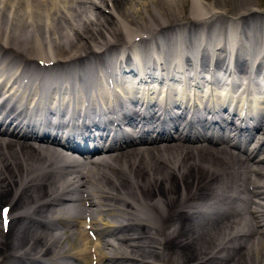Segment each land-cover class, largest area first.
<instances>
[{"label": "bare ground", "instance_id": "bare-ground-1", "mask_svg": "<svg viewBox=\"0 0 264 264\" xmlns=\"http://www.w3.org/2000/svg\"><path fill=\"white\" fill-rule=\"evenodd\" d=\"M120 1L124 9L128 11L126 17H122L125 13H121L115 7V0H0V54H2L0 55V67L6 74V76L0 74V90L2 88L5 90L7 87L11 90L10 99L7 98V100L12 101L13 104L8 111H12L10 115L15 117V121L22 117L35 118L39 115L42 119L45 113L42 112V105L38 111L33 109L29 112L22 108L18 113H15L13 99L21 98L23 101L25 99L26 103L29 100L35 102L38 93L36 90H30L28 86L22 90L23 93L14 91L16 82L15 80L9 81L7 77L10 67L15 64L17 66L14 67L15 74L20 76L29 66L28 62L37 64L36 58H30V54L27 55L25 49L27 47L29 51L32 49L30 52H35L32 53L33 55L38 51L41 52L40 57L42 58H38L39 60L46 59V52L42 51L44 44L48 52L56 49L60 53L63 47L53 38L55 35L61 36V33L59 34L57 31L58 22L72 20L68 24V28L76 32L74 35L75 44L72 43L75 48L89 49L93 46L99 51H103L108 46L114 47V44H107L108 41L111 39L118 41L115 43L122 44L124 47L123 52L125 53L121 58V61H124V69H129L125 62L132 56L136 61L134 68L142 73L156 71L155 62H153V59H156L158 62L162 61L166 64L168 72L177 67L178 73L187 75L189 60L186 58L183 62V56L186 55L193 57L196 69L199 59L194 58L198 49L197 44L179 50L166 47L158 52L150 48H146V50L142 45L141 35L155 33V29H151V27H161L166 13H171L173 10L179 15L181 11L177 7L183 0ZM233 2L234 0H212V2L190 0V11L187 13L186 10L184 11L188 22L194 19L206 22L209 19L207 15L213 16L214 33L205 35L203 39V43L210 48L212 54L215 49L221 52L217 48L220 40L216 34L218 19H222L228 25L231 21L236 22L237 20L240 24H245L246 29H249L248 22L255 16L264 18V10L258 13L252 8V4L239 11L236 8V11L232 12L236 15H226V12L234 10ZM104 9L110 10L107 17H111L117 22L119 26L117 29L122 32L120 38H118L119 33H116L117 29L114 30L111 25L105 26L106 19L105 21L99 20L102 17L101 11L108 12ZM143 15L147 19L143 20ZM104 16L103 18L106 17ZM127 18L133 23H127ZM169 18L171 19V17ZM211 19L212 17H210ZM179 23L178 26V21L177 24L176 21L173 22V26L177 30L188 28V24L185 26L182 21ZM230 25L233 26V24ZM162 29L165 27L162 26ZM44 31L49 36V41L44 39ZM23 32L29 33L30 38L22 39L20 34L25 35ZM230 33L231 31L228 32L227 47L229 50H234L238 42L233 35L230 36ZM253 33L254 30L249 29V37L252 40L257 38ZM246 36L248 34L245 31L241 40L243 44L247 45V58H250L254 66L261 58L264 59L263 49L255 47L252 44L253 41L245 38ZM261 37L264 41V36ZM102 38L104 41H101ZM140 38L139 43L136 42ZM175 38L179 40L181 35L176 34ZM24 40L25 42L30 41L32 46L30 44L26 47L23 46V50L21 45L25 44ZM20 43L22 44L20 45ZM7 55L12 57L3 58L8 57ZM125 55L126 58H123ZM152 55L157 58H152ZM94 56L96 55L94 54ZM15 57H22L26 66L22 67L21 63L15 62ZM184 66L187 67L186 70H184ZM51 70L52 73L49 75L27 72L28 74H24V77L30 82L39 81L44 89L47 78L56 83L59 82L54 69ZM167 71L165 69V72ZM126 75L130 76L131 72ZM181 75L175 74L184 81L185 77ZM94 77L95 75L88 70H83L81 76L73 77V82L89 84ZM131 77L132 80L127 79L126 82L129 89L134 86L131 82L137 81L134 76ZM228 77L231 78L227 86V89L230 90L234 88L233 84L237 81L232 79V74ZM194 78H199V75L195 74ZM153 86L163 89L168 85L155 84ZM246 86L249 90L260 89L262 94L249 99L244 94L233 98V94L227 93L220 100H216L213 95H210L208 101L201 100V104L208 102L217 107L218 103L225 105L230 99L229 104L236 102L238 105L239 109L235 108L238 110V114H242L243 109L247 111L253 107L254 115H249V118L254 117L259 110L257 108H264V81L260 80L254 85L247 84ZM144 88H147L148 91H145ZM150 88L154 89L152 86ZM210 88L213 89V84H210ZM141 89L145 91L143 92V104L148 107L146 111L155 110L157 100L155 95L149 93V83L147 81L139 83V91ZM221 94L224 92L221 91ZM46 96V90L40 92L39 101L41 104L43 100H46ZM179 98H182V95ZM165 101L166 105L171 103L168 98ZM63 109L64 106L61 104L59 111ZM90 113L91 109L86 111L87 115ZM209 114L217 117L213 111ZM223 114L230 118V114L226 111L220 114L221 118H223ZM193 115L194 111L190 114V118ZM135 117L146 121L147 124L152 122V125H156L155 128L159 126L154 117H146L143 114ZM220 117L218 116L217 122H221V125L227 128V132L223 135L225 141L213 140V135H216L218 131L215 124L210 123L206 132L197 126L196 130H202L199 132L203 135H200L194 129L195 123L176 116L168 121L172 126H167L165 129L168 135L165 139L161 135L163 129L161 125L165 124V121L162 120L159 129L156 130L158 133L155 139L153 138L154 133L150 134L151 136H145V128L139 129L136 134L141 133L146 138L152 137L153 139L116 140L105 148H99V151H96L95 156L93 155L88 162L79 163L81 169H77L75 164L69 165L63 172L52 171L42 179L32 180L25 186L22 179L25 174L29 173L30 166L54 170L60 161L65 160L70 163H74V161L71 156L65 155L57 149L52 140L48 142V137L33 140L26 134L0 132V204L3 202L12 203L13 208L19 211L18 199L24 198L29 202V216L26 217L20 212L19 216L12 219L15 221L27 220L28 222L24 226H16L17 229L42 241L39 249L41 251L32 258V261L40 263L38 261H42L48 256L58 255L60 258L74 259L77 264H185L182 261L183 253L187 252L189 247L204 250L206 245L198 246L197 240L209 239L208 245L213 244V254L207 255L201 260L200 256H197V259L201 261L199 264L209 261L212 257L213 264H264V116L259 119L258 127L252 128H248V121L237 119L241 124L238 127L235 123L233 124V120H229L228 123ZM116 120L119 119L116 118ZM127 120L132 121V117ZM8 126L9 124H7V128ZM242 127H247L245 128L247 130ZM18 128H20L19 130L23 128L20 122H17L14 127V129ZM252 130H256L257 135L252 134ZM171 133H175L174 136H171ZM247 133L253 136L251 138L254 140L250 142H253L254 145H249V147ZM150 144L153 146L138 147ZM187 148L213 151V164L209 158L205 161L207 177L201 176L203 177L201 179L192 171L197 167L190 163L193 159H189L187 153H194L195 150ZM78 149L83 150L82 148ZM86 151L82 152L86 154L88 153ZM93 158L96 159L93 160ZM25 161H28L29 164L25 165ZM218 188H221L223 193L214 203L211 215L212 223L198 231L194 224L189 222L190 215L201 214L191 211L197 208L198 193L202 192L207 199L211 194L214 197L215 190ZM12 195L13 198H11ZM72 203H77V205H72ZM81 204H86L88 208ZM138 209H145L148 214V219L146 215L140 224L134 222L138 215ZM87 218L90 220L89 229L80 224V220L84 219L83 223L88 225L85 222ZM45 221H48V224ZM54 222H57V227L51 226ZM158 224L160 225L158 226ZM89 231H92L95 241L88 238ZM13 235L5 233L0 227V264H5L4 256L11 251V246L16 239L12 238ZM167 238L172 242L171 247H168ZM23 240L26 239L23 238ZM97 249L101 251L98 252ZM105 250L107 252H104ZM19 255L21 256V254ZM217 255L219 256L217 257ZM28 264H32V262Z\"/></svg>", "mask_w": 264, "mask_h": 264}, {"label": "rangeland", "instance_id": "rangeland-1", "mask_svg": "<svg viewBox=\"0 0 264 264\" xmlns=\"http://www.w3.org/2000/svg\"><path fill=\"white\" fill-rule=\"evenodd\" d=\"M189 1L190 0H183V2H181V3H179V6L177 7V9L178 10H180L181 12H180V14L178 15V13L177 12H175V11H171V13L169 12V13H166V15H165V18H164V21H163V25L162 26H165L166 27V29H162V30H160L159 32H161V31H165V35H168L169 33H170V31L171 30H173L174 29V26H173V22L174 21H176V24H177V21H178V26H179V21H182V23L185 25V26H187V24H188V35H189V37L190 38H192V36L195 34V32H196V29H198L200 26H204L206 29H208L209 31H210V29H213V16L212 15H207V18H209L208 20H210V17H212V19L210 20V21H206V22H203V20L202 21H198V19H194V20H192V21H189L188 22V19L186 18V16H184L185 15V13H184V11L186 10V13H187V11H190L189 10ZM186 2H188L187 4H186ZM205 2H212V0H205ZM247 2V3H246ZM185 3V4H184ZM249 3V4H248ZM233 4H234V10H232L231 12H226V15L227 14H232V15H236L235 13H232V12H235L236 11V8L238 9V11L239 10H241L242 8H246L248 5H250V4H252L251 6H252V8L254 9V10H259V11H262V10H264V0H244V1H242V0H234V2H233ZM256 4H257V6H256ZM113 5V4H112ZM237 6V7H236ZM115 7H117V10L118 11H120L121 13H125L124 15H122V17L123 16H127V13H128V11H126V9H124V7L121 5V1L120 0H115ZM122 9H121V8ZM181 7H182V9H181ZM240 7V8H239ZM187 8H188V10H187ZM107 10V9H106ZM124 10V11H123ZM90 11V10H89ZM108 11V10H107ZM108 12H110V10L108 11ZM101 13H102V17L99 19V20H104L105 21V18H103V16H104V14H106V12H103V11H101ZM119 13V12H118ZM210 13V12H209ZM108 14V13H107ZM169 14V15H168ZM92 15H94V13H92ZM168 15V16H167ZM176 15V16H175ZM105 17V16H104ZM169 17H171V19L169 18ZM257 17H258V20H257ZM110 18V19H109ZM142 18H143V20H145V19H147L146 18V16L145 15H143L142 16ZM261 18V19H260ZM129 18H127V23H133L132 21H130V19L128 20ZM173 19H174V21H173ZM184 19V20H183ZM264 18H262V17H259V16H255L254 17V22H259V23H264V20H263ZM106 20H107V22H105V26L107 25V27L108 26H110L111 25V28H113L114 30L115 29H117L119 26L117 25V22H115L114 21V19L113 18H111V17H106ZM219 21L217 22L220 26H221V24L223 25L224 24V21L221 19H218ZM114 23H113V22ZM203 22V23H202ZM99 23V22H98ZM232 24H234L235 26H236V24L235 23H233L232 22ZM161 25V24H160ZM157 26V25H156ZM159 26V25H158ZM161 26V27H162ZM160 27V26H159ZM159 27H157V28H159ZM160 27V28H161ZM155 28V27H154ZM159 28V29H160ZM68 28L66 27V30H67ZM151 29H153L152 27H151ZM118 30V32H116V31H114V32H116V33H119V37L118 38H120L121 37V35H122V32L120 31V29H117ZM167 32V33H166ZM59 33V32H58ZM64 33V35H61V36H59V40H61L62 38L63 39H65V42H68L69 40L68 39H70L69 37H68V35L69 34H67L66 35V33H74L73 31H71V32H69V30H67V31H64L63 32ZM76 33V32H75ZM60 34V33H59ZM62 34V33H61ZM65 36V37H64ZM77 38V37H76ZM23 41V40H22ZM64 41V40H63ZM75 39H73V41H71V45L69 44V48L71 49H66V51L67 52H65V50H60V55L61 56H59V58H62V57H64V56H66V58H68V57H71L72 55L70 54V53H72V54H74L75 53V55L76 56H78V55H81V54H85V55H88V54H90L89 52L90 51H92V49H93V46H91L89 49L88 48H83V49H80V48H75V45H73V44H75ZM101 41H104V38H102L101 39ZM24 42H25V40H24ZM83 43H87L86 41H82ZM73 43V44H72ZM22 43H20V45H21ZM29 44H30V41H26L25 42V44H22L21 46H22V49L24 50V47L23 46H29ZM31 46H32V44H30ZM238 47L240 46V44H238L237 45ZM26 50H27V55H29V57L30 56H32L33 54L32 53H35V52H30V51H32V49L29 51V49H28V47L27 48H25ZM33 49H35V48H33ZM36 50V49H35ZM70 50V51H69ZM82 50V51H81ZM34 51V50H33ZM82 52V53H81ZM66 53V54H65ZM205 52H203L202 53V55L204 54ZM78 54V55H77ZM55 55H56V53H55ZM63 55V56H62ZM220 56V54H218L217 55V57H219ZM221 56H225V55H221ZM33 57V56H32ZM35 58H38V56H34ZM187 149H189V148H187ZM189 150H195V152L194 153H187V155H189V156H187L189 159H193L190 163H192L193 165H195L197 168H195V169H192V171L199 177V178H203V177H207L208 176V172H207V168L205 167V161H207V159L209 158L210 159V162L213 164V151H210V150H206V151H202V150H197L196 148H190ZM200 151V152H199ZM207 151H208V153H207ZM199 152V153H198ZM201 153V154H200ZM191 155V156H190ZM195 155V156H194ZM199 155V156H198ZM209 155V156H208ZM200 156H202V157H200ZM192 157V158H191ZM199 157V158H198ZM212 157V158H211ZM204 158V159H203ZM206 158V159H205ZM198 159H200V160H198ZM202 159V160H201ZM212 159V160H211ZM202 161V162H201ZM195 162V163H194ZM29 164V162L27 161H25V165H28ZM199 164V165H198ZM35 168V166H30V169H34ZM206 168V169H205ZM200 174V175H199ZM201 176H203V177H201ZM202 191V190H201ZM200 193H202V192H200ZM200 193H198V199H197V201L198 200H201V199H204V197H202V196H200ZM12 197V196H11ZM161 197H163V196H161ZM161 197H159V198H161ZM200 198V199H199ZM17 199H18V197H17ZM20 203V204H19ZM3 204V203H2ZM5 205L6 204H9L8 206L9 207H11L10 208V211L12 212L11 214H12V216H14V214L15 215H17L21 210H27L28 209V207L30 206V204H29V202L28 201H26L24 198H20V199H18V209H19V211H16L14 208H13V206H12V203L10 204V203H4ZM77 205V203H72V205ZM23 205V206H22ZM82 205V204H81ZM154 205H156V203H154ZM153 205V206H154ZM0 207H1V205H0ZM84 207V206H83ZM140 215H142V214H140ZM140 215H137V218H135V221H137V220H139V216ZM144 215H146V213L144 214ZM143 215V216H144ZM27 216H29L28 215V213H27ZM137 219V220H136ZM148 219V218H147ZM189 219H191V221H189L190 223H193L192 222V218L191 217H189ZM134 221V222H135ZM28 222V221H27ZM26 222V223H27ZM45 222H48V221H45ZM25 223V224H26ZM159 223V222H158ZM25 224H19L20 226H24ZM196 224L198 225V227H195L198 231H200V230H202V229H204V228H202V220H198L197 222H196ZM57 225V222H54L51 226L52 227H57L56 226ZM82 225V224H81ZM160 224H158V226H159ZM83 226V225H82ZM60 227V226H59ZM12 228H15L16 229V221H13L12 223H11V227H10V231H11V229ZM13 230V232L12 233H10V234H14L13 235V237L12 238H16L15 240H14V244H12V246H11V251H9L5 256H4V263L5 264H28V263H31L32 262V264H43V261H38V262H40V263H37V262H34V261H32V258H34V256L37 254V253H40V251L41 250H39L40 249V247H41V244H42V241H39V239H37L36 237H34L33 235H31V234H28V233H22L21 231H19V230ZM17 234V235H16ZM167 234H169V233H167ZM24 235V236H23ZM11 238V239H12ZM23 238L24 239H26V240H23ZM32 238V239H31ZM10 239V240H11ZM18 239V240H17ZM108 240H112V239H110V238H107ZM21 240H22V242H21ZM33 240H34V242H33ZM37 240V241H36ZM200 241H198L197 240V243H198V246H204V245H206L205 246V249L204 250H200V249H194L195 247H193V249H192V247H189L188 249H187V252L185 251L184 253H183V258H182V261L185 263V264H199V262H201L200 260L203 258V257H207V255L209 256L210 254H213V244H209L208 245V243H209V239H205V241H203L202 239H199ZM167 241H169L168 240V238H167ZM18 243V245H17V243ZM201 242V243H200ZM33 243V244H32ZM204 243V244H203ZM40 245V246H39ZM88 245L89 246H91V244L90 243H88ZM212 245V246H211ZM172 246V242H170L169 241V243H168V247H171ZM35 247V248H34ZM209 249H208V248ZM20 248V249H19ZM27 248V249H26ZM207 248V249H206ZM14 250V251H13ZM24 250V251H23ZM199 250V251H198ZM97 251L99 252V251H101L100 249H97ZM17 252H20V253H17ZM104 252H107L106 250L104 251ZM196 252H197V254H196ZM211 252V253H210ZM23 253H26V254H23ZM188 253V254H187ZM16 254V255H15ZM19 254H21V256L19 255ZM194 254V255H193ZM196 254V255H195ZM185 255V256H184ZM23 256H25V257H23ZM197 256H200L199 257V259H197ZM16 257H18V258H16ZM188 257V258H187ZM190 257V258H189ZM27 258V259H26ZM17 259V260H16ZM45 259H47V258H45ZM183 259H185V260H183ZM29 260V261H28ZM173 260H175V258H173ZM15 261V262H14ZM186 261V262H185ZM17 262V263H16ZM42 262V263H41ZM203 264H213V259H210L209 261H207V262H205V263H203Z\"/></svg>", "mask_w": 264, "mask_h": 264}, {"label": "snow or ice", "instance_id": "snow-or-ice-1", "mask_svg": "<svg viewBox=\"0 0 264 264\" xmlns=\"http://www.w3.org/2000/svg\"><path fill=\"white\" fill-rule=\"evenodd\" d=\"M4 213H5V215H6V213H7V209L4 210Z\"/></svg>", "mask_w": 264, "mask_h": 264}]
</instances>
